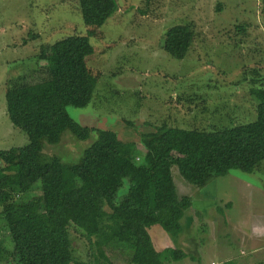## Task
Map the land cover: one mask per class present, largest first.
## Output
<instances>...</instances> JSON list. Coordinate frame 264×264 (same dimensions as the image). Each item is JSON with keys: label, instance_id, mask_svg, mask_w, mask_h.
<instances>
[{"label": "rangeland", "instance_id": "374dc122", "mask_svg": "<svg viewBox=\"0 0 264 264\" xmlns=\"http://www.w3.org/2000/svg\"><path fill=\"white\" fill-rule=\"evenodd\" d=\"M115 1L116 13L101 27L93 28L94 37L89 38L94 53L86 59V65L96 78L92 100L84 109L66 107L69 118L87 127L112 130L124 142H139L141 133L162 125L211 130L256 119L248 88L255 71L264 78V0ZM139 10H145L146 15H140ZM186 24L194 29V42L185 58H172L161 49L164 34L173 26ZM89 29L83 23L77 0H0V150L28 142L26 135L10 123L8 111L18 107L21 90L50 83L41 49L67 36H86ZM41 95L45 93L40 92L36 100ZM54 121L43 144V156L77 161L95 137L79 141L64 129L61 120ZM12 171L0 162V213L10 211L12 204L11 210H15L28 200L38 202L39 191L19 194ZM229 176L263 191L264 161L253 173L231 171L215 179L211 191L216 197L227 195L233 201L234 218L244 215L248 207L258 218L264 215L260 196L255 194L249 199L244 190L230 184L226 179ZM175 183L179 195L191 194L181 178ZM211 192L204 193V197H210ZM193 208L186 221L189 232L183 230L174 238L154 226L149 231L152 242L164 252L167 243L163 237L172 243L166 248L176 249L186 235L198 249L194 258L197 264H219L212 263L220 253L217 245L219 249L227 244L237 247L243 236L239 237L240 231L234 225L223 227L221 221L202 218ZM5 221L0 215V248L5 249L0 264H13L9 255L15 246L47 238L44 232L49 225L45 228L36 216L20 224L8 225ZM65 228L61 247L67 245L65 250L75 252L69 264H128V256L106 253V260L95 251L90 257L79 234ZM157 228L161 231H155ZM190 261L188 257L187 261L165 264Z\"/></svg>", "mask_w": 264, "mask_h": 264}, {"label": "trees", "instance_id": "16d2710c", "mask_svg": "<svg viewBox=\"0 0 264 264\" xmlns=\"http://www.w3.org/2000/svg\"><path fill=\"white\" fill-rule=\"evenodd\" d=\"M77 1L83 23L91 29L86 36H67L43 47L40 53L50 83L21 90L18 107L8 111L10 123L28 142L0 150V162L13 169L20 195L36 191L39 195L38 202L28 200L15 210H11L12 204L10 211L0 215L8 225L35 216L45 228L49 225L44 232L47 238L15 246L10 262L69 264L75 252L65 250L67 245L61 247L62 227L79 234L90 257L96 251L106 260V253L128 256V264L181 261L187 258L181 250L158 252L149 231L160 226L177 238L193 195L231 171L253 173L264 161V78L255 71L249 82L256 119L233 127L207 130L162 125L141 133L139 142H124L112 130L81 125L69 118L65 108L84 109L90 104L96 78L86 65L94 53L89 38L94 37L93 28L101 27L116 13L117 5L115 0ZM138 13L146 15L145 10ZM195 37L191 24L173 26L165 32L161 49L172 58L183 59ZM40 92L45 96L36 100ZM54 120H61L64 129L79 141L95 137L77 161L43 156V144ZM176 178L190 187V195L178 194ZM4 251L1 246L0 263Z\"/></svg>", "mask_w": 264, "mask_h": 264}, {"label": "crops", "instance_id": "0c3cea01", "mask_svg": "<svg viewBox=\"0 0 264 264\" xmlns=\"http://www.w3.org/2000/svg\"><path fill=\"white\" fill-rule=\"evenodd\" d=\"M229 177L230 178L226 179L230 180V184H232L234 187L236 185V187H238L239 189L244 190V193L248 195L249 199L257 194L260 196V201L264 204V187L262 191L248 181L237 178L235 176ZM216 181H212L204 189L193 195L191 205L192 207L181 220L182 231L186 230V233L189 232L186 229V221L190 218L189 212L194 206L195 208L193 209L196 210L195 213H200L202 218H204L205 216H209L215 223H219V221H221L223 227H232L234 225L240 231V233H238L239 237L241 235L243 236L241 240L242 244L238 245L237 247L227 244L223 247H220L219 249L217 245V252L220 253L217 254L218 259H215L214 261H212V263L217 262L219 264H264V215L258 218V214L254 215L252 208L248 207L247 210H245L244 215L242 214L239 215L238 218H234L233 201H231L227 195L216 197L215 194L211 192ZM206 192H211L212 195L205 198L203 194ZM218 210H221L222 213H219ZM213 222H211V224ZM155 231H161V228H157ZM161 234L162 233L159 232V236ZM190 238L191 237H187L186 235L183 236L180 240V246L176 249L181 250L187 255V258L181 261H187L188 257H190L191 261L188 264H197L199 262L194 261V258L196 257V255H198V249L194 247V240L191 241ZM163 239L164 244L167 243L164 249L169 246L172 247V243L167 242L164 237ZM176 241L178 242V239ZM153 245L158 252L162 250L161 248H156V242ZM194 252L196 253L194 254Z\"/></svg>", "mask_w": 264, "mask_h": 264}]
</instances>
